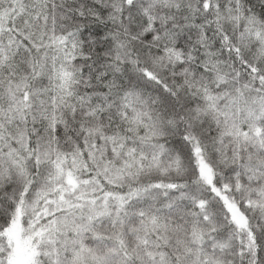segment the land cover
Returning a JSON list of instances; mask_svg holds the SVG:
<instances>
[{"label":"snow or ice","instance_id":"obj_1","mask_svg":"<svg viewBox=\"0 0 264 264\" xmlns=\"http://www.w3.org/2000/svg\"><path fill=\"white\" fill-rule=\"evenodd\" d=\"M0 264H264V0H0Z\"/></svg>","mask_w":264,"mask_h":264}]
</instances>
